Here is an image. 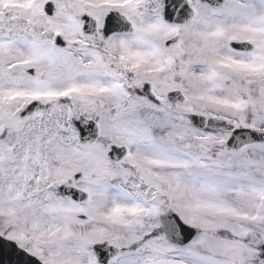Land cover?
Masks as SVG:
<instances>
[{
	"label": "snow or ice",
	"instance_id": "6c2138e0",
	"mask_svg": "<svg viewBox=\"0 0 264 264\" xmlns=\"http://www.w3.org/2000/svg\"><path fill=\"white\" fill-rule=\"evenodd\" d=\"M0 264H264V0H0Z\"/></svg>",
	"mask_w": 264,
	"mask_h": 264
}]
</instances>
